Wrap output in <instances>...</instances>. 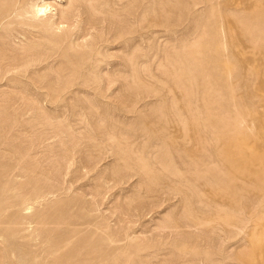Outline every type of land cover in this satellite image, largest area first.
I'll return each mask as SVG.
<instances>
[{"label": "rangeland", "instance_id": "rangeland-1", "mask_svg": "<svg viewBox=\"0 0 264 264\" xmlns=\"http://www.w3.org/2000/svg\"><path fill=\"white\" fill-rule=\"evenodd\" d=\"M0 264H264V0H0Z\"/></svg>", "mask_w": 264, "mask_h": 264}, {"label": "bare ground", "instance_id": "bare-ground-1", "mask_svg": "<svg viewBox=\"0 0 264 264\" xmlns=\"http://www.w3.org/2000/svg\"><path fill=\"white\" fill-rule=\"evenodd\" d=\"M52 7L51 6H49V5H45V6H37L36 7V10H35V17L37 18L38 17V19L39 20H44V19H49V18H53L55 15H56V13H52L53 11V9H51ZM56 10V9H55ZM42 16H45V18L44 17H42Z\"/></svg>", "mask_w": 264, "mask_h": 264}]
</instances>
